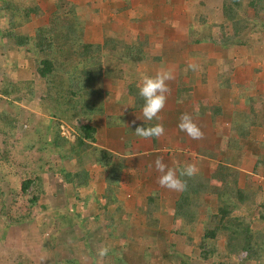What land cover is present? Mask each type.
<instances>
[{
	"label": "trees",
	"instance_id": "16d2710c",
	"mask_svg": "<svg viewBox=\"0 0 264 264\" xmlns=\"http://www.w3.org/2000/svg\"><path fill=\"white\" fill-rule=\"evenodd\" d=\"M219 1L221 23L218 28L223 31V45L244 46L250 41L251 32L264 33V0ZM46 2L51 17L43 26L37 20L45 11L34 0H0V46L17 53L28 68L24 81L0 75V207L9 204L7 200L16 195L25 200L27 208L24 215L13 218L12 222H25L36 208L45 210L40 196H45L46 192L43 177L29 171V164L19 161L18 166L26 170L17 177L18 185L14 190L7 183L3 185L2 164L9 169L3 171L13 177L16 167L13 160L7 159L5 146L20 144L24 150L32 149L34 143L39 142L47 149L49 159L54 160L53 164H47L48 168L55 172L56 167L52 165L58 166L57 179L72 197L70 208L65 210L72 212L71 215L58 210L48 213L54 230L47 249L57 255L62 254L63 248V255L68 256L62 264L79 261L72 257L73 247L80 253L92 254L90 262L93 260V264L104 260L108 261L100 264H264V108L260 107L259 96L246 97L229 119L224 118L228 120L224 128L221 108L216 105L206 108L209 120L193 118L202 131L210 129L209 133L203 132L197 156L192 159L183 153H172L170 164H166L186 181L185 191L160 186L156 190L150 188V182L145 185L144 178L154 176V166L146 163H154L158 158L152 138L148 162L133 163L141 168L143 187L139 192L127 173L131 165L114 151L97 145L96 128L92 124L96 116L104 117L108 126L113 122L111 115L104 114L105 110L114 108L113 103L107 101V82L124 80L125 70L135 67L140 60L143 63L154 60L143 52L146 41L128 42L122 38L114 17L111 20L108 15L126 9L130 0H85L80 6L72 0ZM197 7L204 8V2H199ZM99 12H106L102 24L101 20L98 22ZM189 13L195 23L202 25L199 37H191V41L218 46L217 40L211 37L212 25H206L202 12L190 9ZM29 23H36L30 34L23 28ZM97 23L101 25L95 30L101 33V38L95 42L89 26L94 28ZM246 30L249 33L245 34ZM127 82L126 92L133 99L129 109L138 110L144 101L138 95L135 82ZM4 103L6 108L2 106ZM29 103L38 119L32 128L20 130L18 116L26 112L22 104ZM62 126L67 127L68 135L62 134ZM137 126L154 125L143 122L128 129L122 127V152L127 150L130 136L137 137L134 134ZM214 128L223 129L224 134L213 133ZM35 136L39 141H34ZM211 140L213 148L208 145ZM214 143L221 147L220 153L214 152L217 148ZM246 155L253 161L249 167L243 164ZM67 163L70 170L64 166ZM189 163L196 165L197 174L191 178L180 176V170ZM91 171L103 182V191L98 195L93 189L97 179ZM122 177L135 192L131 201L119 186ZM160 191L168 195L171 211L167 234L174 237L155 236V250L149 252L147 259L141 258L145 249L138 237L144 236L145 227H151L148 219L150 213L158 209L156 200L163 202L159 199ZM89 202H93L95 208L91 212L84 211ZM133 242L139 246L135 255L131 250ZM184 246L189 247V253L183 252ZM102 247L110 251L101 260L97 253ZM131 255L136 257V263L132 262Z\"/></svg>",
	"mask_w": 264,
	"mask_h": 264
},
{
	"label": "crops",
	"instance_id": "0c3cea01",
	"mask_svg": "<svg viewBox=\"0 0 264 264\" xmlns=\"http://www.w3.org/2000/svg\"><path fill=\"white\" fill-rule=\"evenodd\" d=\"M199 2H204V8L197 7ZM129 4L130 6L126 9L113 12L115 22L120 27L119 31L121 30L120 36L126 38L128 42L146 41L147 45L143 52L154 60L137 64L130 68L131 71L128 68L127 76H121L124 80L116 79L113 83L107 82L105 87L108 92L107 101L113 103L114 108L113 111L105 110L104 114L105 116L111 115L114 121L108 126L104 117L96 116L92 124L96 128L97 145L114 151L122 161L131 165L127 173L139 187V192H142V173L137 163L148 162L152 139L146 140L131 135L127 150L122 152L124 132L122 127L128 129L143 122L152 125L162 123L165 129L164 135L158 139L153 138L158 158H162L165 164H170L172 153H183L194 159L202 141L193 140L179 130L177 125L182 114L188 113L192 118L209 120L206 108L216 105V108H221L220 115L223 120L222 128H224L228 123V120L225 121L224 118L229 119L232 113L239 109V104L247 100L246 97L259 96L258 100L262 101L260 107L264 108V33L253 34L251 32L250 41L244 46L223 45L221 38L223 31L218 28L221 23L219 0H130ZM190 9H193L195 13L202 12L201 15H204L203 20L206 25H212L211 37L217 40L218 46L202 41H191V37L193 39L199 37L197 34L202 25L193 21L194 17L189 13ZM130 23L134 25L131 26ZM101 24H95L94 28L90 25L95 42L99 41L101 33L93 32L95 28L98 30ZM248 31L244 33L247 34ZM189 64L196 65V70L185 71ZM225 66L227 71L223 70ZM168 69L172 70L175 78L167 82L170 93L167 94L165 108L159 113L160 119L146 120L142 115V108L131 111L129 107L133 99L126 92L127 81L135 82L137 87L141 79L140 81L133 79L139 75L141 78L144 75L154 76L158 71ZM132 73L135 78L132 77ZM216 124H219V121ZM209 130L205 131L209 133ZM205 131L202 132L205 133ZM212 131L215 134H224L223 129L214 128ZM209 142L208 145L212 146L214 141ZM113 144H116L114 149L111 148ZM214 145L217 147L216 143ZM136 149H140L141 152L132 154L127 152ZM246 157L247 155L243 157L244 165L247 164ZM134 162H137L138 166H133ZM146 164L149 167L154 166V176H147L148 179L143 177L145 185L150 182V188L157 190L159 186L157 178L160 174L155 169V163ZM95 169V167L91 168L94 171ZM92 173L96 180L94 176L96 172ZM120 183V188L126 192L125 197L131 201L135 192L123 177ZM96 185L99 189H96ZM102 188L103 182L97 179L93 187L97 195L103 191ZM77 192L81 194L79 190ZM165 194L162 191L159 192V199H163V202L156 204L158 209L153 210L154 215H157L156 218L150 215L148 220L151 225L155 226L154 229L164 232V237L168 236L173 239L174 235L171 237L169 233L167 234L170 229L171 207L168 204L169 200L166 199L168 195ZM108 212L110 213L111 210L108 209ZM158 244L162 243L158 242ZM132 245L139 247L136 242ZM187 248L189 247L184 246L183 249L186 254L190 250L186 251Z\"/></svg>",
	"mask_w": 264,
	"mask_h": 264
},
{
	"label": "rangeland",
	"instance_id": "374dc122",
	"mask_svg": "<svg viewBox=\"0 0 264 264\" xmlns=\"http://www.w3.org/2000/svg\"><path fill=\"white\" fill-rule=\"evenodd\" d=\"M75 3L77 2V5H83V1L85 0H72ZM35 3L42 6L44 13L38 18L37 22L39 24H42L45 26L47 24L48 18L51 17V13H49V6L46 0H34ZM99 3V1H98ZM90 14H92L91 9H89ZM49 13V14H48ZM106 13V12H105ZM104 12L98 13V22H103L102 18H105ZM108 15L111 17L110 19L114 17L113 12H109ZM99 23V24H100ZM36 23H29L23 28L28 31V33H31L30 29H33ZM131 26H133V23H130ZM91 27V26H89ZM198 30V32H200ZM93 33H98V31H94ZM143 64V62L140 60L139 64ZM134 67V66H133ZM27 64L22 60L21 58L17 57V53L12 52V50L6 49L5 47L0 46V75L3 77H7L8 79L15 80V79H22L23 81L26 80L28 77L27 73ZM131 71V69L129 68ZM146 70V69H145ZM127 71L123 73V77L127 76ZM20 73V74H19ZM145 73V72H143ZM132 77H134V74L132 73ZM140 77V78H139ZM141 76L139 75L134 81H140ZM37 91V89H35ZM26 105V104H25ZM22 104V107L26 110L24 114L20 113L18 116V122L20 124V130L24 129L25 127H30L35 125V121L38 119L37 112L34 111V108H32V104L29 103L26 105ZM6 108L7 104L4 103L2 105ZM110 121H114V119H111ZM26 128V129H27ZM18 131L19 135L21 134V131ZM62 134L68 135L67 133V127L62 126L61 128ZM69 138H71L69 136ZM34 141L37 140V137H34ZM43 141V139H42ZM41 141V142H42ZM5 146V145H4ZM1 147V145H0ZM39 147H42V149H39ZM213 148V146H212ZM5 149L8 151V160H13L15 162V172L14 177L9 175L8 173H5L6 170L9 169L5 168V163L2 164L1 170L2 175L5 177L3 185L5 183L9 184L11 189L14 190V187L18 185L17 177L21 176V174L24 172L22 165L18 166L17 161L19 163H27L29 164L28 170L33 171L36 174H39L43 176L44 182H45V196H40V200L44 203L45 210H40L39 208H36L37 210H34L33 213H31V216L28 220L25 222L20 223H13V218H17L19 216H22L26 213V202L23 199L18 198L16 195L15 197H11L7 200L10 201L9 204H6L3 208L0 207V264H62V260H64L65 256H68L67 254L63 255V248L62 251L60 250V253L62 254H53L47 247L49 246L50 240L52 238L53 234V228L51 223V216L48 214L50 210H58L59 212H65L66 208H70V204H72V197H70V193L66 188H63L59 180L56 176V170L58 166H55V172H51L50 168H48V165L53 164L54 160H50L48 157L47 149L45 146H41L39 142H35L32 149H21L20 144L14 145V147H8L5 146ZM221 147L217 144V148L214 151L215 153H220ZM205 151V150H203ZM11 156V157H10ZM13 156V158H12ZM184 157V155H183ZM245 162L247 163L245 166L249 167L252 165L253 161L250 159L249 155L246 157ZM48 164V165H47ZM66 170H70V164H65ZM38 167H41L39 169ZM75 168V167H74ZM72 169V168H71ZM132 172H135L131 170ZM248 171V170H247ZM138 175V174H135ZM260 180L262 177H258ZM9 181V182H6ZM121 183H119V186ZM96 189H99L98 185H96ZM95 189V190H96ZM101 190V189H100ZM96 193V192H95ZM160 200H156V204H160ZM164 204V203H163ZM164 206V205H163ZM95 208V205L93 202H89L87 207L84 209V211L93 210ZM113 207H110L109 209L112 210ZM44 212V213H42ZM72 212L66 211L65 214L71 215ZM83 211L81 212L82 215ZM153 213V214H152ZM150 213L151 217L154 215V212ZM157 215H154L156 218ZM150 218V217H149ZM155 226L151 225V227H145L143 230L144 236H139V244L142 245V247L145 249L142 251L141 258L147 259L148 254L150 251L155 250V236L161 234L163 235L162 230L154 229ZM79 245V244H77ZM74 246V245H73ZM131 249V248H130ZM137 247L132 245V254L135 255ZM78 249L73 247L72 249V257L78 258L79 261L77 264H93V260L90 262V259L93 258V255L88 252H78ZM189 248L186 249L188 251ZM58 251V250H57ZM157 249V253H158ZM160 253V252H159ZM131 255L132 262L136 263L137 259ZM70 256V254H69ZM77 256V257H76ZM107 262L108 260H104V262ZM167 261V259L165 260ZM95 264L104 263L102 262H96ZM232 262V261H231ZM168 264V262H165ZM124 264V263H123ZM142 264V263H141Z\"/></svg>",
	"mask_w": 264,
	"mask_h": 264
},
{
	"label": "clouds",
	"instance_id": "9594fccd",
	"mask_svg": "<svg viewBox=\"0 0 264 264\" xmlns=\"http://www.w3.org/2000/svg\"><path fill=\"white\" fill-rule=\"evenodd\" d=\"M197 68L194 64H189L185 71L189 69L195 71ZM227 71V67L223 69ZM174 74L172 70L158 71L154 76L144 75L141 78L140 83L137 85L138 95L143 99L144 104L142 106V115L148 120H159V113L165 108L170 88L168 87V81L173 80ZM181 132L187 134V136L193 140H201L204 138V134L201 129L194 123L190 114L184 113L181 115L179 123L177 125ZM165 129L162 123H157L151 127L137 126L135 127L134 134L137 137L150 140L152 138H160L164 135ZM155 169L160 174L157 178V183L160 187L166 188L172 191L182 192L187 189L186 181L180 179L177 175V170L168 167L162 160L157 158L155 160ZM198 172V168L195 164H187L182 170H180V176L193 177ZM108 247H102L98 250V257L102 260L109 253Z\"/></svg>",
	"mask_w": 264,
	"mask_h": 264
}]
</instances>
